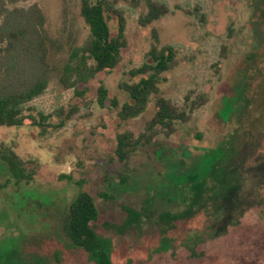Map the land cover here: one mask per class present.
<instances>
[{
    "label": "rangeland",
    "instance_id": "obj_1",
    "mask_svg": "<svg viewBox=\"0 0 264 264\" xmlns=\"http://www.w3.org/2000/svg\"><path fill=\"white\" fill-rule=\"evenodd\" d=\"M91 1L122 10L127 48L116 69L80 85L81 96L59 85L60 70L89 35L80 16V0L18 4H38L42 9L53 40L52 71L47 91L29 104L35 109L33 118L25 120L22 128L0 127V150L11 148L34 175L29 185L16 187L0 164L1 259L13 253L17 259L5 264H94L66 236L68 206L83 188L97 199L100 218L95 227L112 241L114 264H264V203L245 211L240 222L234 218L235 228L217 240L222 244L209 251L205 247L195 260L191 250L206 244L196 242L203 241L199 235L209 225L207 210L182 202L189 193L185 186L189 176H201L215 163L204 155L207 151L222 147L225 152L239 125L264 128V35H259L264 33V13L253 19L257 2L264 0H156L167 5L170 13L148 27L139 25L145 0ZM108 17L116 35L118 18L112 13ZM154 32L159 47L172 46L177 54V64L163 75L161 94L178 105L187 95L192 101L199 96L209 101L194 111L190 122L180 124L177 133L158 137L151 149L139 148L130 162L131 180L120 185L115 177L120 167L117 137L127 132L138 136L144 130L155 112V98L143 116L121 121L118 111L128 98L119 85L132 79V70L151 61L148 53L156 45ZM252 54L253 64L248 58ZM101 86L109 93L104 107L97 103ZM251 98L254 110L246 106ZM111 99L119 102L117 108ZM72 106L79 113L62 129L54 128L60 122L56 117L46 131L33 124L38 112L47 115ZM231 157L234 186V179H245L236 162L242 165L248 150ZM132 210L138 213L134 227L129 224ZM187 210L193 211V218L177 223Z\"/></svg>",
    "mask_w": 264,
    "mask_h": 264
},
{
    "label": "trees",
    "instance_id": "obj_2",
    "mask_svg": "<svg viewBox=\"0 0 264 264\" xmlns=\"http://www.w3.org/2000/svg\"><path fill=\"white\" fill-rule=\"evenodd\" d=\"M27 1L29 0H0L2 128H22L25 120L33 118L30 114L35 109L29 104L44 94L51 82L49 54L53 40L46 26V17L38 4L29 7L18 6L19 3ZM145 4L146 12L139 19V25L142 27L153 25L170 13L167 5L156 0H145ZM257 5L256 17L253 19L259 15L261 17V12L264 13V2H257ZM184 12L190 14L189 11ZM108 13L118 18L116 35L112 34ZM80 16L89 30V35L81 46L71 52L59 76V85L62 89H72L77 96L82 95L80 85L88 84L102 72L116 69L122 61L123 50L127 48L126 20L122 10L104 1L92 3L91 0H80ZM154 34L156 45H153L148 53L151 61L132 70L130 74L132 79L119 85L120 90L125 92L128 98L118 111L121 121L143 116L151 99L155 98V112L151 119L147 120L144 130L138 136L127 132L117 137L116 157L120 167L116 170L115 177L120 185H125L131 180L133 171L130 162L139 148L151 149L158 137L169 138L177 133L178 126L190 122L194 111L201 109L209 101L206 96H199L198 100L192 101L191 95H187L183 104L178 105L161 94L160 84L163 75L173 70L177 64V54L172 46L159 47L158 36L156 32ZM261 34L264 35L259 33ZM254 56L253 54L248 56L251 64L254 63ZM97 93V103L104 107L106 100L109 99L108 90L101 86ZM111 104L114 108L119 106V102L114 99H111ZM246 106L254 110L252 98ZM229 112L231 114L232 105ZM78 113L77 106H72L69 110L58 108L47 115L38 112L39 119L34 120L33 124L46 131L53 127L54 123L51 121L56 117L60 122L54 125V128L62 129ZM225 118L229 119V116ZM246 150L248 157L244 163L241 165L236 162L237 172L245 179L237 182L234 179L233 186L231 180L235 166L232 168L234 164L232 153L238 158ZM209 152L204 155L210 156L208 160L215 163H211L207 172L204 171L201 176H189L185 184L189 193L182 199V202L207 210L204 213L208 215L206 216L209 225L199 235L200 241H203L196 242L206 244L200 250H197V247L191 250L193 256L191 258L195 260L199 253L203 254V249L207 248L209 251L211 247L222 244L217 240L223 236L227 237L230 229L235 228V224H231L234 218L236 222H240L245 211L260 207L264 203L261 201V197L264 196V128L239 125L225 152L222 147ZM228 156L230 157L227 160ZM0 164L10 175L8 182L13 181L16 187L29 185L34 179L33 173L26 168V163L11 148L2 146ZM245 199L250 200V203H242ZM222 212L225 213L223 217L220 215ZM67 213L66 236L71 246L87 254L94 264H114L112 241L100 236L95 227L100 218V208L94 195L80 188L72 198ZM132 213L129 224L134 227V217L138 216V213L134 210ZM193 216V211L187 210L181 214V220L177 223L192 219ZM17 256L18 254L12 253L8 257L2 259L0 257V264L14 261ZM17 263L19 264L18 261Z\"/></svg>",
    "mask_w": 264,
    "mask_h": 264
}]
</instances>
